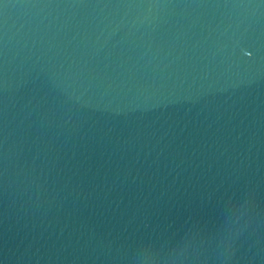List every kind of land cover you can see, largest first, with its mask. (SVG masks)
Returning <instances> with one entry per match:
<instances>
[{"label":"water","instance_id":"water-1","mask_svg":"<svg viewBox=\"0 0 264 264\" xmlns=\"http://www.w3.org/2000/svg\"><path fill=\"white\" fill-rule=\"evenodd\" d=\"M0 264H264V0H0Z\"/></svg>","mask_w":264,"mask_h":264}]
</instances>
